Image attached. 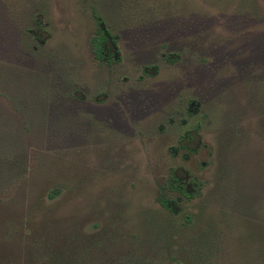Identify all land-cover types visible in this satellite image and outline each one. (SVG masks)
<instances>
[{
    "label": "rangeland",
    "instance_id": "374dc122",
    "mask_svg": "<svg viewBox=\"0 0 264 264\" xmlns=\"http://www.w3.org/2000/svg\"><path fill=\"white\" fill-rule=\"evenodd\" d=\"M0 264H264V0H0Z\"/></svg>",
    "mask_w": 264,
    "mask_h": 264
},
{
    "label": "flooded vegetation",
    "instance_id": "af4514ba",
    "mask_svg": "<svg viewBox=\"0 0 264 264\" xmlns=\"http://www.w3.org/2000/svg\"><path fill=\"white\" fill-rule=\"evenodd\" d=\"M107 31L102 30L101 31V35H99L98 38L100 39H104V41H102V45L97 49V53L98 55L95 54L94 49V56L97 62L99 63H108V61H110V59L113 60H117V52H116V48L114 46V44L111 42V37L109 35H107ZM176 182V179H173L172 182ZM176 184V183H175ZM182 188L179 187H175V191H177L178 193L182 192ZM168 207V205H167Z\"/></svg>",
    "mask_w": 264,
    "mask_h": 264
},
{
    "label": "trees",
    "instance_id": "16d2710c",
    "mask_svg": "<svg viewBox=\"0 0 264 264\" xmlns=\"http://www.w3.org/2000/svg\"><path fill=\"white\" fill-rule=\"evenodd\" d=\"M100 36H102V35L100 34ZM102 41H104V39H100V38H94V39H93V43H92V45H93V49H94V52H95L96 55H98V53H97V49L102 45V44H101ZM158 201H159V203H160V205H161L162 207H164V208H168V207H167V201H165L163 198L159 199Z\"/></svg>",
    "mask_w": 264,
    "mask_h": 264
}]
</instances>
